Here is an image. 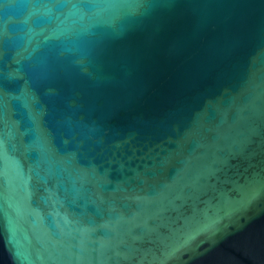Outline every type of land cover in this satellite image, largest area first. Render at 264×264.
<instances>
[{
	"label": "water",
	"instance_id": "water-1",
	"mask_svg": "<svg viewBox=\"0 0 264 264\" xmlns=\"http://www.w3.org/2000/svg\"><path fill=\"white\" fill-rule=\"evenodd\" d=\"M0 264H264V0H0Z\"/></svg>",
	"mask_w": 264,
	"mask_h": 264
}]
</instances>
